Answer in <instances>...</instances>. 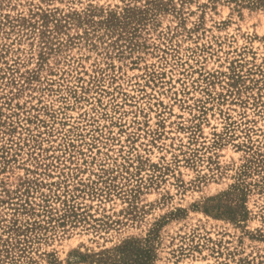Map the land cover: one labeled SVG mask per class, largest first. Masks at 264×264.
Listing matches in <instances>:
<instances>
[{
  "label": "rangeland",
  "instance_id": "obj_1",
  "mask_svg": "<svg viewBox=\"0 0 264 264\" xmlns=\"http://www.w3.org/2000/svg\"><path fill=\"white\" fill-rule=\"evenodd\" d=\"M0 264H264V0H0Z\"/></svg>",
  "mask_w": 264,
  "mask_h": 264
}]
</instances>
